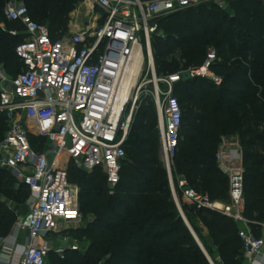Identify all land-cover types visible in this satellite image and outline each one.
<instances>
[{"label":"trees","instance_id":"16d2710c","mask_svg":"<svg viewBox=\"0 0 264 264\" xmlns=\"http://www.w3.org/2000/svg\"><path fill=\"white\" fill-rule=\"evenodd\" d=\"M8 0H0V64L11 76L23 68L16 54L24 36L10 30L23 27L6 18ZM31 17L46 25L53 40L69 31L70 14L81 0H23ZM166 37L152 39L158 75L201 67L214 48L217 59L210 70L222 78L217 85L203 76L183 75L176 83L174 96L179 101L183 120L178 151L172 170L175 185L180 180L187 188L209 195L212 200L229 201V181L216 161L221 138L235 127L252 136L246 143L255 151L244 155L245 215L257 236L264 223V5L260 0H232L229 9L201 5L160 19ZM181 53V61L176 53ZM182 65V68H181ZM243 110V111H242ZM238 111L242 114L235 118ZM8 123L0 111V140ZM46 137L30 132L31 145L44 151ZM120 182L109 192L102 168L87 172L78 167L66 152L69 180L79 187L80 209L91 220L83 228L71 229L70 236L87 242L83 254L67 250L61 258L51 251L48 264H211L184 221L174 199L170 177L161 160L158 115L150 97H145L134 114L126 144ZM177 183V184H176ZM30 189L16 185L11 171L0 167V191L17 194L26 200ZM184 189L182 188V191ZM207 196L209 199L210 197ZM211 200V199H210ZM197 233L194 218L203 219L212 243L202 239L215 264H243V242L239 225L230 217L208 208L183 205ZM17 215L0 200V237H6ZM213 246L215 248H213ZM220 256V260L216 256Z\"/></svg>","mask_w":264,"mask_h":264},{"label":"built area","instance_id":"2783aa9c","mask_svg":"<svg viewBox=\"0 0 264 264\" xmlns=\"http://www.w3.org/2000/svg\"><path fill=\"white\" fill-rule=\"evenodd\" d=\"M232 0H81L71 12L69 37L53 40L46 25L35 21L23 1L10 0L4 12L19 21L23 35L16 54L22 70L11 76L0 64V111L8 129L0 140V167L9 170L32 193L29 210L16 221L15 238L24 236L20 258L4 264H48L51 251L61 258L67 250H79L70 225H78L79 187L69 180L64 152L79 168L92 172L102 168L111 194L120 182L125 144L143 92L153 85L161 140V160L172 182L183 114L174 96L176 83L189 72L217 85L222 78L211 70L217 59L210 48L205 63L172 74L158 75L152 48L155 36L165 38L161 18L201 5L227 10ZM264 5V0H260ZM86 18L80 22L75 17ZM50 140L39 151L31 145L30 132ZM216 161L229 181V201H211L180 180L189 205L208 208L232 218L239 225L244 257L264 255V236H257L245 215L244 155L240 147L222 138ZM173 196L179 204L175 189ZM264 223H262L263 225ZM60 237L55 247L53 236ZM3 238L0 237V242ZM59 242V240H57Z\"/></svg>","mask_w":264,"mask_h":264},{"label":"rangeland","instance_id":"374dc122","mask_svg":"<svg viewBox=\"0 0 264 264\" xmlns=\"http://www.w3.org/2000/svg\"><path fill=\"white\" fill-rule=\"evenodd\" d=\"M8 1H10V0H8ZM18 1H23V0H18ZM77 8H78V5L75 7V9L73 10V11H75V10H77ZM72 11V12H73ZM80 11H78V12H75V17H76V19H78L80 22H84L85 20H86V18H84V17H82L81 15H79L78 16V13H79ZM69 37V31H68V33L67 34H65L64 36H63V38H68ZM176 57H177V60L178 61H181L182 63H183V61H182V59H181V53L180 52H177L176 53ZM181 68H182V65H181ZM161 75H163V74H161ZM153 89V85L151 84V85H148V88H147V90L146 91H144L143 92V95H147L148 97H150V99H151V101H152V103H153V107H154V110H155V112H157V109H156V105H155V100H154V97L152 96V94H151V90ZM137 111V110H136ZM243 111V110H242ZM242 111H238V113L236 114V116H235V118L236 119H238V116L239 115H241L242 114ZM157 115H158V113H157ZM244 127H238V126H236L235 127V130H231V131H228L226 134H224L223 136H222V138L224 137V138H226L227 140H229V141H231V142H233L234 144H236L238 147H240L241 148V150L243 151V153L244 152H246V151H255L257 148L255 147V146H250V145H248L246 142L247 141H249L250 139H252V136H247L246 134H242V131H244ZM221 138V139H222ZM45 145H47V147H49V144H50V140L49 139H45ZM163 163V162H162ZM163 166V168L165 167L164 166V164L162 165ZM165 170L167 171V169L165 168ZM173 170H175V165L173 166ZM168 172V171H167ZM169 174V173H168ZM170 177V176H169ZM172 178H173V175H172ZM14 179H15V181H16V185H17V187H19L20 186V184H22L15 176H14ZM170 183H171V181H170ZM177 184V183H176ZM173 187H174V189H175V192H176V195H177V198H178V200H179V203H180V206H181V209H182V211L184 212V210H183V205H187L188 203H187V201H186V198H185V195H184V191H182V187L180 186V182L177 184V187H176V185H175V181L173 180V185H172V183H171V188H172V190H173ZM28 191V190H27ZM197 191V190H196ZM173 192V191H172ZM199 193H201V192H199ZM28 195H30V192L28 191ZM207 196H209V195H207ZM210 197V196H209ZM0 198H2V200H3V202L10 208V205H13V204H16V205H20V204H23V203H25V200L24 201H20V199H18V195L17 194H11V193H9V192H2V191H0ZM210 199H211V201H217V200H212V198L210 197ZM179 208V207H178ZM185 214V213H184ZM186 216V215H185ZM186 218H187V216H186ZM92 218H91V216H84V218H83V220L80 222V223H78V225H75L74 223L73 224H71L70 225V227L71 228H78V227H80V228H83V227H85L87 224H88V222L91 220ZM187 220H188V218H187ZM189 221V220H188ZM194 221H195V224H196V226H198L199 228H200V232L199 233H197L196 231H195V229H194V227L191 225V223H190V221H189V224L191 225V228L193 229V231L195 232V234L197 235V237L199 238V240H200V242L203 244V246L205 247V245H204V243H203V241H202V239H204L206 242H207V244H211L212 242L210 241V240H207V238H206V236H205V230H204V226L206 227V224L204 223V221H203V219L202 218H200V217H195L194 218ZM53 239H55L54 241H55V247H58L59 245H61V243L60 242H58L56 239H57V236H53ZM69 243H71V244H73V241L71 240V242H68V244ZM79 246H80V249L79 250H77V251H79V253H81V254H83L84 253V251H85V249H86V247H87V242H81L80 244H79ZM205 249L207 250V248L205 247ZM213 260V259H212ZM213 262H214V260H213ZM100 264H103V263H100ZM214 264H215V262H214Z\"/></svg>","mask_w":264,"mask_h":264},{"label":"crops","instance_id":"0c3cea01","mask_svg":"<svg viewBox=\"0 0 264 264\" xmlns=\"http://www.w3.org/2000/svg\"><path fill=\"white\" fill-rule=\"evenodd\" d=\"M31 199H32V193H30L29 197L25 200V203L20 204V205H16V204L10 205V209L15 212V214L17 215V219H18V217L25 215L28 212ZM0 200L3 201L2 198H0ZM218 202H221V201H218ZM15 225H16V223L14 224L9 235L6 237H2L3 241L0 242V264H4L5 260L11 259V258H13L14 261L17 263V261L20 258V253L22 250V244L24 243L25 238H24V236H21L18 239L15 238V232H16ZM78 228H80V227H78ZM71 229H76V228H71ZM204 230H205L204 234H205L207 240H210L212 242V239L210 236V231H209L208 227L204 226ZM261 236H264V224L261 225ZM60 239H61L60 237H57L56 240H59V242H60ZM71 240L77 241L79 244L81 243L78 240L74 239L73 237H72V239H70L69 242H71ZM216 259L220 260V256L217 255ZM243 264H264V255L261 257H258L254 261L246 259L244 257Z\"/></svg>","mask_w":264,"mask_h":264},{"label":"water","instance_id":"95a60500","mask_svg":"<svg viewBox=\"0 0 264 264\" xmlns=\"http://www.w3.org/2000/svg\"><path fill=\"white\" fill-rule=\"evenodd\" d=\"M184 75H185L186 78H188V77H192L191 74H190L189 72H186ZM172 182H173V179H172ZM177 205H178V207H179L180 213H181V215H182L184 221L186 222V224L188 225V227H189L190 230L192 231V233H193V235H194L196 241L198 242V244H199L200 247L202 248L203 252H204L205 255L207 256V258H208V260L210 261V263H211V264H214V262H213L212 258L210 257L208 251L205 249V247H204L203 244L200 242L199 238L197 237V235L195 234V232H194L193 229L191 228V225L189 224V221L187 220V218H186L184 212L182 211L181 206H179L178 203H177ZM213 248H215V247L213 246Z\"/></svg>","mask_w":264,"mask_h":264}]
</instances>
